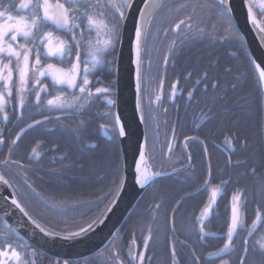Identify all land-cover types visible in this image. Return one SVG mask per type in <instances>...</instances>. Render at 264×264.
I'll return each instance as SVG.
<instances>
[{
	"label": "trees",
	"instance_id": "1",
	"mask_svg": "<svg viewBox=\"0 0 264 264\" xmlns=\"http://www.w3.org/2000/svg\"><path fill=\"white\" fill-rule=\"evenodd\" d=\"M15 2L18 4L19 0H15ZM177 2L180 0H166L168 5ZM190 2L195 4L199 0H190ZM191 13L192 9L187 8L169 16L165 8L161 9L157 19L153 21L152 32H155L157 28H160L161 31L155 38L149 34L144 54V83L142 86L144 127L154 162L158 167L162 166L163 171L170 172L173 167L182 169L183 165H187L188 160L183 149V142L186 137H199V141H204L207 144L211 157L213 183H219L220 178L228 179L229 175L232 176V180L223 187L215 205L216 215H210L205 222L207 231L217 235H206L207 243L205 244L198 240L197 230L192 228L195 222L194 218L199 215L209 194L204 191H196L206 175V158L202 144L193 139L186 141L188 143L186 150L192 156L194 172L185 173L182 171L179 176L174 174L155 180L135 204L114 238L122 237L118 240V247L121 249L120 256L124 260V264H129L127 245L132 239L133 232L136 235L138 250L142 251V237L147 235L146 227L149 223L152 225L153 239L146 252L144 264H171L173 244L179 264H193L192 257L194 255L201 257L199 264H219L220 258L230 259L232 264H238V258L242 254L241 241L247 237L250 248L247 264H262L264 257H261L258 250L253 249H258L256 241L264 237V222L260 223L259 228H256L251 236H248L246 231L239 232L236 236V251L224 253L220 258L208 255L209 252L215 251L224 243V238L220 234L226 232V223L230 218L231 196L236 188L248 190L249 200L245 209L246 226H250L255 218L257 204L264 209V201H261L258 196L253 202L254 186L259 180L264 179V168H261L259 164L260 156L264 155V128H262L264 109L258 76L244 41L243 43H234L230 40L200 38L186 42L183 46L178 45V54L170 59L166 67L164 66L163 57L167 53L168 43L174 38L175 33L169 31L165 36L162 29L170 27L173 20ZM194 15L199 17L201 10L197 8ZM256 16L264 25V16H261L257 11ZM212 20L216 21L219 30L222 31L223 27H226V24L217 20L214 15ZM232 23L238 31L233 21ZM159 55L162 57L156 64L155 56ZM209 60H218V67L214 66L209 78L203 79V69L208 67ZM155 66L156 68H154ZM226 67H231L232 73L224 75L223 70ZM113 68L114 71L111 73L107 69L102 71L103 86L112 80L116 81L115 65ZM152 69L159 71L156 82H152L150 79ZM188 72H193V75L188 77ZM217 73L224 75L222 83L239 82V85L235 92L231 88L226 89L227 102L224 107L229 110L227 113L217 111L213 119L201 121L199 117L202 110H206V101L208 106L214 108V111L223 103L217 97L214 104L211 97L217 90L209 87L205 93L203 87L204 83H209ZM198 78L202 79V83H195ZM161 79L164 81L162 99L160 103L154 105L149 103V100L152 99V90L156 87L159 90ZM177 79H179V84L176 96L170 99L171 85ZM95 86L100 87L101 84ZM192 87H195L196 91L194 98L189 99L187 91ZM113 88L115 92V85ZM241 97L243 99H240ZM112 99L115 100V95L112 96ZM156 107L157 109H155ZM109 108L114 113V106H109L104 99H100L88 109L90 116L73 114L67 118L61 117L63 124L70 126H74L80 119L90 121L88 133L82 141L83 147H81L78 138L73 137L62 127L61 121L52 117L41 125L29 129L28 133L16 143L11 156L1 159L10 158L20 161L24 165L23 169H20L16 164L3 165L0 167V172L9 179L13 185V191L17 192V198L25 203L30 215L40 223L54 227L57 231H62L66 225L83 224L85 221L99 216L115 196V188L123 177V157L119 138L114 134L110 124L112 117L105 116ZM233 113L236 117L235 124L229 122L220 125L221 119H226ZM101 123H109V128L100 129ZM233 132L237 133L241 139L246 137L249 146L244 149L237 141L235 151L232 152L233 161L241 160L245 163L237 167H226L227 153L222 142L225 135H231ZM169 142L173 146L171 159H168ZM38 143L40 146L37 150L41 155L37 158L31 155V150ZM92 144L96 146L92 147ZM53 145L58 146L59 151H54ZM65 152L68 153V158L61 160V156ZM253 152L255 160L251 158ZM53 157L56 159L53 160ZM252 164L257 167L258 175H247L237 182V174L245 172L247 167ZM54 169L59 171H53ZM221 169L224 171H220ZM25 173L28 182L35 188V192L24 183ZM189 175L195 177L194 183L185 182L184 177ZM185 192H191L192 195L183 200L173 218L172 208L176 206V201L183 197ZM158 202L162 203V207L153 213V206ZM154 214L156 218L153 220ZM171 218L172 226L174 220L175 231L171 230ZM4 222L0 217V229L3 228ZM141 228L145 229L143 233ZM113 240L98 254L81 260H73L71 264H108L109 253L106 249L111 248ZM184 241H187V245L183 243ZM190 248H195L194 255ZM37 253V264H54L56 259L39 250ZM101 253L103 254L101 255Z\"/></svg>",
	"mask_w": 264,
	"mask_h": 264
},
{
	"label": "snow or ice",
	"instance_id": "2",
	"mask_svg": "<svg viewBox=\"0 0 264 264\" xmlns=\"http://www.w3.org/2000/svg\"><path fill=\"white\" fill-rule=\"evenodd\" d=\"M142 7L138 8L137 19L134 24V38L132 42V51L134 53L135 64V81H136V108L142 113V86L144 83L143 67L144 54L146 51V43L151 34L154 38L159 36L161 31L157 28L152 32L153 21L161 13V9H167L169 16L172 13H180L184 9L191 8V14H185L172 21L170 27L162 29L165 36L169 31L175 33L174 38L169 41L167 53L163 57V64L166 67L175 55L178 54V45L183 46L186 42H190L200 38H216L219 40H230L234 43H243L244 37L233 27L232 13L233 8L230 0H199L198 3H191L190 0H180V2L168 5L166 0H141ZM247 6V20L254 26L253 30L257 31L261 46L264 47V25L257 20L254 12L255 0H243ZM135 0H19L17 4L15 0H0V114L3 120H10V113L6 110V105L12 101L13 93L18 102L20 109L31 108L28 103L29 98L34 96V104L37 111L42 114L45 112H58L57 121H61V117L67 118L70 115L78 114L80 116H90L88 109L97 100L104 99L109 106H114L116 101L112 99L115 95L113 86L116 81L112 80L109 84L103 87H96V83H103L100 79V74L104 69L108 72H113L117 59V46L121 44L123 39V31L126 21L134 8ZM201 10V15H194L196 9ZM259 11L261 16H264V0H260ZM217 20L223 21L226 27L222 31L218 29L216 21L212 20V16ZM207 17V19H205ZM235 55V53H233ZM55 58V62H52ZM174 63V59L172 60ZM151 61L149 60V66ZM252 65L258 73L259 82L264 85V67L255 60H252ZM218 67V60H209L208 67L203 69V79H208L211 69ZM231 67H226L223 74L232 73ZM193 72H188L187 76L191 77ZM224 75L217 73L212 77L209 83H204L205 93L209 87L217 90L211 97L215 104L217 97L221 103L214 111L212 106H208L205 102L206 110H202L199 117L201 121L213 119L217 111L228 112L224 107L227 102V88H231L233 92L238 88L239 82L222 83ZM45 78L51 80V91L49 84L44 82ZM163 79L160 80V89L163 87ZM196 84L202 83V79L198 78ZM179 79L171 85L170 99L175 98L177 93V85ZM195 87L187 91L189 99L194 98ZM41 93H44L42 97ZM223 93V94H222ZM162 99L159 91L155 94L154 100L150 98L149 103H160ZM240 99H243L242 97ZM247 102V101H245ZM15 111V108L13 109ZM24 112L21 111L15 119L23 118ZM105 116H111V127L115 135L123 138L127 135L124 125L121 122V117L117 113H112L111 109L105 113ZM143 121V115L140 117ZM49 116L43 115L42 120L33 119L28 125L29 128L41 125L48 121ZM89 120L80 119L74 126L61 125L73 137L78 138L83 147V139L88 133ZM236 123V117H226L219 121L220 125L227 123ZM199 127V125H197ZM99 128L106 130L109 128V123H101ZM264 128V122H262ZM24 128L20 129L23 133ZM175 133L173 130V139ZM21 139V135L17 134L15 139L11 141L13 145ZM186 141L193 139L199 141V137H186ZM239 141L240 147L247 149L249 144L247 138L241 137L233 132L231 135H225L223 145L227 153L226 167H237L245 163V161H233L232 152L235 151L236 142ZM203 145V151L206 158V175L203 178V183L199 185L196 191H204L209 193L207 201L200 210L199 215L195 216L193 229L197 230V238L200 242L207 243L206 235L216 236V233L208 232L206 220L210 215H216L218 194L222 192L223 187L232 180L229 175L228 179H219V183H213L212 176V161L208 153L207 144L204 141H199ZM5 139L0 136V144H4ZM40 144L31 150V155L40 157L41 153L37 150ZM95 147V144L91 145ZM188 143L184 144L187 149ZM172 143H168V159H171ZM54 151H59L58 146L53 145ZM9 157L11 156L12 148L8 149ZM68 158V153L65 152L61 156V160ZM251 158L255 160L254 152ZM56 157H53L55 160ZM189 163L183 165L182 169L172 168V172L176 175H181V172H194L195 166L192 163V156L189 153L187 156ZM0 164L9 165L16 164L20 169L24 165L20 161L5 159L0 161ZM261 168H264V155L259 158ZM66 167V166H65ZM53 171H59L54 169ZM220 171H224L221 169ZM167 173L162 170V166L158 167L154 162L152 150L148 146V136L144 137V142L139 147L138 160L135 162V183L141 189L145 188L156 178L165 176ZM247 175L257 176V167L255 164L249 165L245 172L237 174V182L240 178ZM185 182H195V177L192 175L184 177ZM0 183L12 188L13 185L4 173L0 172ZM24 183L28 188L35 192L32 184L28 182L26 173ZM124 184L123 178L120 184L115 188L116 195H119ZM38 194V193H37ZM23 195V194H21ZM192 195L191 192H185L184 196L176 201V206L172 208L173 218L179 210L183 200ZM258 196L261 201H264V179L259 180L254 186L253 202ZM26 198V197H25ZM7 199V197H5ZM249 200L248 190L245 188H236L231 196L230 201V218L226 223V232L220 235L224 238L222 246L215 251L208 253L209 256L222 257L224 253H232L237 249L236 236L240 231H246L248 236L253 234L257 225L264 222V209L257 204L255 209V218L250 226L245 223V209ZM115 202H109L105 211H111V205ZM11 204L19 209L23 216L27 217L35 229L53 241L62 240L66 242L83 241L91 232L95 231V226L104 222V213L95 216L83 224H74L65 226L62 231H57L54 227L46 226L30 215L25 203L17 198V192L14 190ZM162 207V203H155L153 213H156ZM7 215V213H6ZM155 214L152 219L154 220ZM145 231L141 228V232ZM147 235L142 237L143 250H138L136 235L133 232L132 239L127 245V256L129 264H144L146 252L149 249L150 242L153 239L152 225L149 223L146 227ZM173 231L175 224L173 220ZM35 234V233H34ZM114 238L111 248L106 249L109 253L107 260L108 264H124V260L120 256L121 249L118 247V240ZM187 245V241L183 242ZM261 257H264V238L256 241ZM242 254L238 258V264H247L248 254L250 252L249 240L243 238L240 245ZM195 253V248H191ZM103 253H101L102 255ZM171 264H179L175 245L171 248ZM38 253L25 239L22 237L16 228L4 222L3 228L0 229V264H37ZM150 259V258H149ZM201 257L194 255L192 257L193 264H199ZM54 264H71L69 259H56ZM219 264H232L230 259L220 258ZM264 264V261H262Z\"/></svg>",
	"mask_w": 264,
	"mask_h": 264
},
{
	"label": "water",
	"instance_id": "3",
	"mask_svg": "<svg viewBox=\"0 0 264 264\" xmlns=\"http://www.w3.org/2000/svg\"><path fill=\"white\" fill-rule=\"evenodd\" d=\"M230 2L233 8L232 21L240 34L244 37V43L251 61L255 60L264 67V47L261 46L257 31L253 30L254 26L247 20V6L243 3V0H230ZM140 7H142L141 0H135L134 8L132 9L124 27L123 39L121 44H119V55L115 63L116 103L114 105V113L120 115L121 122L127 133L123 138L118 137L123 157L122 178L124 184L119 195L117 196L115 194L113 197V199L115 198V202L111 205L112 210L103 211L104 222L96 225L95 231L83 238L82 242H66L62 240L53 241L39 233V230L34 228L28 218L23 216V213L11 204L14 192L13 189L0 183V217L16 228L17 232H19V234L24 237L31 246L53 259H69L70 261L81 260L103 251L112 242L119 228L125 222L140 197L154 182L146 185L143 189L135 183V162L138 160L139 147L144 142V137L146 135L144 116L143 121L140 119L141 115H143V111L141 113L136 108V66L133 63L135 57L132 51L134 24L137 19L136 10ZM256 74L258 76L257 72ZM260 87L262 90L264 109V85L260 83ZM161 93L162 89L160 91V94ZM185 143L186 140L183 142V149L186 156H188L187 150L184 148ZM166 173L165 176L158 177L156 180L175 174L172 171ZM5 197H7V199H5ZM219 197L220 193L218 194L217 202ZM113 199L111 201H113ZM170 225L171 230H173L172 218ZM259 226L260 223L256 228H259ZM192 254L194 255L193 252Z\"/></svg>",
	"mask_w": 264,
	"mask_h": 264
},
{
	"label": "flooded vegetation",
	"instance_id": "4",
	"mask_svg": "<svg viewBox=\"0 0 264 264\" xmlns=\"http://www.w3.org/2000/svg\"><path fill=\"white\" fill-rule=\"evenodd\" d=\"M119 48V46H118ZM52 62H55V58H52ZM100 79L103 81L104 83V77L103 74L101 72L100 74ZM44 82L49 84V91H51V80L50 78H45ZM103 83H96L97 84H101L100 87H102ZM146 86H147V81H146ZM159 93L161 91V89L159 88ZM157 91V92H158ZM148 92V91H147ZM163 94V91L161 93V96ZM42 97L44 96V93H41ZM153 100V99H152ZM28 103L31 105V108H25V109H20L18 102L16 101L15 98V92L13 93V98L12 101L6 105V110L10 113V120L9 121H5L3 120L2 114H0V136H3L5 139V143L4 144H0V161L3 157L9 156V151L8 149L11 147L12 150L14 148V146L11 143V141L13 139H15L17 134L21 135V138L27 134L28 130L31 129L28 127L29 124L32 123L33 119L36 120H42L43 121V115H48L49 119L52 117H56L59 114H56L58 112H45V113H41L39 111L36 110L35 108V104H34V96H31L29 98ZM15 108V111H13V109ZM23 111L24 115L23 118L20 120L15 119L16 116L20 115V112ZM52 115H56V116H52ZM24 128L25 131L23 133L20 132V129ZM34 128V127H32ZM18 142V141H17ZM4 164H0V167L3 166Z\"/></svg>",
	"mask_w": 264,
	"mask_h": 264
},
{
	"label": "rangeland",
	"instance_id": "5",
	"mask_svg": "<svg viewBox=\"0 0 264 264\" xmlns=\"http://www.w3.org/2000/svg\"><path fill=\"white\" fill-rule=\"evenodd\" d=\"M259 3H260V0H255V7H254V12H255V14H256V11L257 12H260L259 11ZM160 54V53H159ZM156 57V64H157V62L159 61V60H161V57H162V55H159V56H155ZM151 60H152V58H151ZM150 67H151V65H150ZM154 68H156V66L154 67ZM151 72V74H150V79L152 80V82H156L157 81V78H158V73H159V71L157 70V69H155V70H153L152 69V71H150ZM150 80V81H151ZM152 86V85H151ZM157 90H158V87H156L154 90H152V99L154 100V96H155V94L157 93ZM151 95V94H150ZM154 105H156V103H153ZM155 109H157V107L155 108ZM261 238H264V237H261ZM261 238H260V240H261Z\"/></svg>",
	"mask_w": 264,
	"mask_h": 264
}]
</instances>
